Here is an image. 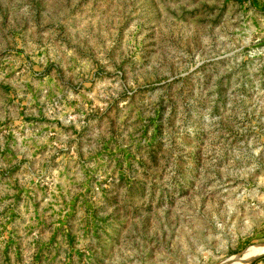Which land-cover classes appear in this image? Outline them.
Here are the masks:
<instances>
[{"label": "rangeland", "instance_id": "374dc122", "mask_svg": "<svg viewBox=\"0 0 264 264\" xmlns=\"http://www.w3.org/2000/svg\"><path fill=\"white\" fill-rule=\"evenodd\" d=\"M258 245L264 0H0V264Z\"/></svg>", "mask_w": 264, "mask_h": 264}, {"label": "bare ground", "instance_id": "6f19581e", "mask_svg": "<svg viewBox=\"0 0 264 264\" xmlns=\"http://www.w3.org/2000/svg\"><path fill=\"white\" fill-rule=\"evenodd\" d=\"M264 252V245H258L248 248L242 255L231 258L224 264H249L257 255ZM264 254V253H263Z\"/></svg>", "mask_w": 264, "mask_h": 264}, {"label": "water", "instance_id": "95a60500", "mask_svg": "<svg viewBox=\"0 0 264 264\" xmlns=\"http://www.w3.org/2000/svg\"><path fill=\"white\" fill-rule=\"evenodd\" d=\"M254 259H255V258H254ZM254 259H253V260H254ZM253 260H251V261L249 262V264L252 263Z\"/></svg>", "mask_w": 264, "mask_h": 264}]
</instances>
